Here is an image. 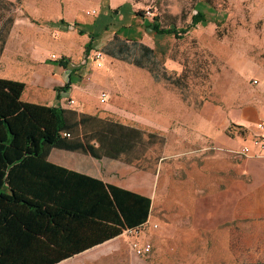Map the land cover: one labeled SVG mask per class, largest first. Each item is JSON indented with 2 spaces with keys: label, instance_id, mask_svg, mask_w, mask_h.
Here are the masks:
<instances>
[{
  "label": "rangeland",
  "instance_id": "obj_1",
  "mask_svg": "<svg viewBox=\"0 0 264 264\" xmlns=\"http://www.w3.org/2000/svg\"><path fill=\"white\" fill-rule=\"evenodd\" d=\"M141 2L130 3L137 10L138 41L155 52L150 68L104 56L110 32V41L86 57L76 28L62 36L53 29L50 34L34 30L60 18L71 23L86 21L83 16L97 19L99 0H0V77L29 81L45 60L58 56L55 44L68 42L73 61L83 66L80 84L86 93L74 98L72 109L158 136L152 142L146 136L142 157L128 164V178L144 172L157 180L153 218L130 236V245L153 247L145 256L134 253L138 264L263 262L264 226L259 219L241 217L264 206L254 204L259 199L253 196L254 158L240 154L239 146L255 137L244 126L253 124L242 123V113L257 111L256 120L264 115V0ZM130 7L122 8L117 28L134 20ZM197 9L207 21L184 38L158 35L143 25L146 17L166 28H183ZM46 45L48 52L37 51ZM39 92L43 99L30 93V101L48 100L45 87ZM103 92L109 96L105 104L100 102Z\"/></svg>",
  "mask_w": 264,
  "mask_h": 264
},
{
  "label": "trees",
  "instance_id": "obj_2",
  "mask_svg": "<svg viewBox=\"0 0 264 264\" xmlns=\"http://www.w3.org/2000/svg\"><path fill=\"white\" fill-rule=\"evenodd\" d=\"M206 21L197 9L183 28H166L157 19L148 25L156 34L184 38ZM78 33L89 34L85 54H90L96 36L85 29ZM103 52L142 68L151 67L155 54L117 32ZM58 61L67 64L64 57ZM71 84L70 79L65 88ZM25 88L20 80L0 77V264H55L128 228L140 229L149 218L150 198L55 165L48 156L60 148L132 164L142 157L146 136L148 142L158 136L98 114L24 101ZM101 218L113 223L97 222ZM82 226L104 234L81 244L84 237L71 231Z\"/></svg>",
  "mask_w": 264,
  "mask_h": 264
},
{
  "label": "crops",
  "instance_id": "obj_3",
  "mask_svg": "<svg viewBox=\"0 0 264 264\" xmlns=\"http://www.w3.org/2000/svg\"><path fill=\"white\" fill-rule=\"evenodd\" d=\"M132 1L135 2L137 0H99L100 11L98 13L97 19H95V17L89 20L88 18H86V16H83L86 21H74L71 23V20L68 18H60L57 21L51 20L47 22V25L43 26V29L35 28L34 30L37 33L48 32L50 34V30L53 29L59 36H62V34H66V32H68L69 28H76L77 36L79 37L78 42L80 52L83 53L84 51V54L85 46L90 42V37L89 34H79L78 29H85L88 33H92L94 36H96V40L94 43L95 49L93 50H97L100 44L102 47L105 46V44L108 43L106 41H110L107 40V35L112 34V37H114L116 32L119 36L122 35L124 38L138 40L140 34L137 31L136 24L134 23L137 20V10L135 9L134 4L131 5L130 2ZM138 1V4H143L141 0ZM126 5L131 6L129 8L128 15L133 16L134 20L131 19L132 22L130 24L122 23L121 27L117 28V19L118 21L121 20L122 16L120 12ZM61 19L69 22L70 25L68 26L67 24L61 23ZM33 21L37 23L34 24V26L39 25L38 20ZM75 22H78L80 25L74 26ZM148 23L149 20L144 17L143 25L149 28L150 31H153L152 27L148 25ZM86 35H88V37H85ZM47 47V45L41 46L40 48L37 47V51L39 49L41 54H43L44 52L46 53L48 52ZM71 47L72 45H69L68 42H58V44H55V48L53 50L58 53L57 58L51 59L50 61L45 60L43 65H40L38 68H36V71L31 74L29 81H24V83L26 84V88L23 91L22 100L36 102V104L62 106L66 107L67 109H72V105L76 104L74 98L80 99L82 93L86 95L84 89L82 90L83 86L80 84L82 77L81 70L83 66L82 64L73 61V58L71 56L72 53L70 51ZM93 50H91V52ZM85 56L87 57L89 56V54H85ZM104 56L109 55H106L104 53ZM63 57L65 58V61H67L66 66L60 64V62L58 61ZM73 78H75L78 83L73 82ZM70 79L72 81V84L69 88H65V86L69 84ZM43 87H45V89L47 90L48 100L45 102L36 101V99H34V101H30V93H32V96L40 100L43 99L39 92V90ZM108 97L109 96L107 95V101ZM70 99L74 100L73 104L69 103ZM256 112L251 109L246 110L242 113L241 120L244 124H253V126L244 125L245 128H247L253 136L264 137V132L260 131L258 127V122L262 121V117L256 120ZM251 143L252 140L248 139L246 141H242V143H240V146L242 144L247 145ZM252 148L255 151L256 155L248 158H254L251 163L253 175L252 177L254 179V190H256L253 196L259 198H257V201H254V204H257L258 206H264V151H261L258 147ZM48 160L55 165L66 167V169L68 170L97 178L105 184H113L114 186L130 190L131 192L140 195H144L145 197L150 198L153 203V196L156 193L157 189V180L155 176L151 174L146 175L144 174V172H142L137 173V175L131 178H128V173H131L132 171L130 170L131 168L127 163L121 162L119 160H114L112 158H103L98 160V158L84 154L80 151H68L66 149L60 148H54L51 151V154L48 156ZM241 217L247 220H261L259 222L261 223V229H263L264 208L262 209V212H260L257 208H250L243 215H241ZM152 218L153 215L150 206L148 221L144 222L142 226H146L152 220ZM97 222H102L103 224L113 223H111V221H105V218L98 219ZM71 232L77 233L81 237H84L79 241L81 244H84V242L90 240V238H98L100 235L104 234L98 231L96 232L95 230L93 231L90 228H85L83 226L78 227ZM130 241L131 237L123 232L122 234L113 238L111 237L101 243L93 244L92 246L85 248L81 252H75L68 258L62 259L55 264H138L137 257L134 254L135 252L130 249ZM260 261L264 262V259Z\"/></svg>",
  "mask_w": 264,
  "mask_h": 264
},
{
  "label": "built area",
  "instance_id": "obj_4",
  "mask_svg": "<svg viewBox=\"0 0 264 264\" xmlns=\"http://www.w3.org/2000/svg\"><path fill=\"white\" fill-rule=\"evenodd\" d=\"M96 10L90 12L88 11L87 14H95ZM96 56L97 58H101L102 59V53L100 51H96ZM54 58H57L56 55L53 56ZM100 101L102 103H105L107 101V94L106 93H102L101 97H100ZM70 104L74 103V100L70 99L69 100ZM258 127L260 129V131L264 132V115L262 118V121L258 122ZM252 147H258L261 151H264V137H259V136H255L253 139V143L250 145H242L240 147L239 153L242 154L244 157H252L255 156L256 153L253 150ZM138 230H134V229H126L124 232L128 235V236H132L133 234H135ZM131 249L135 252L136 255H148L149 253L152 252L153 247L150 243H139L136 241H132L131 242Z\"/></svg>",
  "mask_w": 264,
  "mask_h": 264
}]
</instances>
